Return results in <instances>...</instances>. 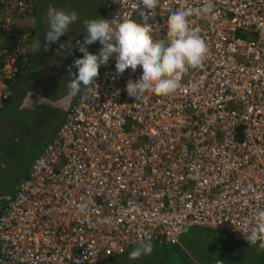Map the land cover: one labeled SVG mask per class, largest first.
Returning a JSON list of instances; mask_svg holds the SVG:
<instances>
[{"label": "built area", "instance_id": "built-area-1", "mask_svg": "<svg viewBox=\"0 0 264 264\" xmlns=\"http://www.w3.org/2000/svg\"><path fill=\"white\" fill-rule=\"evenodd\" d=\"M182 6L107 0L104 17L146 20L167 40L168 16ZM187 6L209 49L203 66L174 94L135 100L126 85L142 69L119 74L115 56L101 65L97 87L73 100L0 210V264H103L140 238L179 244L193 227L248 243L264 213V0ZM32 11L28 0H0V111L30 62L33 27L18 33L15 20Z\"/></svg>", "mask_w": 264, "mask_h": 264}, {"label": "rangeland", "instance_id": "rangeland-1", "mask_svg": "<svg viewBox=\"0 0 264 264\" xmlns=\"http://www.w3.org/2000/svg\"><path fill=\"white\" fill-rule=\"evenodd\" d=\"M45 1H50L57 10L75 11L79 19L69 27L68 42L64 38L63 42L53 43L54 48L57 46L60 50L58 55L63 58L60 71L49 77L40 75L39 68L30 71L40 83L42 103L31 112L10 110L0 115V197L6 186L10 188L11 183L19 184L27 177L34 160L56 136L63 122V115L52 113L54 108L46 103L53 104L65 95L69 90L68 84L73 79V73H78V69L72 66L76 59L83 56L79 51V45L86 36L83 21L105 19L107 0H40V10L43 9ZM31 20V15L16 18V31L18 33L27 31L31 26ZM39 24H42V32L46 34L49 30L46 19L41 17ZM62 44L65 45L64 48H61ZM86 47L90 53L98 54L101 44L97 41ZM40 56L36 54V60L41 61L43 57ZM24 80L25 76L16 79L12 87L15 85L29 89L30 84L23 83ZM17 105L19 103L16 102L15 106ZM151 243L153 251L150 255L130 260L129 254L136 244L103 264H193L195 259L198 261L221 259L229 264H264V250L259 249L258 244L249 245L247 242L235 240L227 233L202 227H193L181 236L177 245H169L163 249Z\"/></svg>", "mask_w": 264, "mask_h": 264}, {"label": "clouds", "instance_id": "clouds-1", "mask_svg": "<svg viewBox=\"0 0 264 264\" xmlns=\"http://www.w3.org/2000/svg\"><path fill=\"white\" fill-rule=\"evenodd\" d=\"M140 3L146 11H151L157 8L159 0H140ZM133 7L136 8L137 5L133 4ZM212 10L213 5L207 3L199 11L201 15H206ZM192 12L193 9L184 0V6L170 13L167 19V40L154 39L146 20L137 22L126 18L119 23L104 18L84 20L86 36L79 45L83 56L76 59L72 66L78 69V73H73V79L68 84L70 93L75 96L82 90L89 93L96 88L100 66L107 64L110 57L115 56L116 71L119 74L128 69L135 72L138 66L142 69L141 77L136 81L129 80L126 85L130 97L138 100L145 93L160 96L174 94L189 69L203 66L209 51L200 33L190 28L188 17ZM78 19L75 11L66 12L50 7L47 10L49 30L44 37L47 44L43 47L57 43ZM97 41L102 45L98 54L90 53L86 45ZM31 47L34 53L38 52L41 47L39 40L34 41ZM64 47L62 44L61 48ZM243 235L249 245L258 244L259 249L264 250V213L260 214L257 226ZM136 243L137 246L129 254L130 260L152 253L153 244L150 240L140 238Z\"/></svg>", "mask_w": 264, "mask_h": 264}, {"label": "flooded vegetation", "instance_id": "flooded-vegetation-1", "mask_svg": "<svg viewBox=\"0 0 264 264\" xmlns=\"http://www.w3.org/2000/svg\"><path fill=\"white\" fill-rule=\"evenodd\" d=\"M50 7H52L51 4H49V6L44 8L45 9L44 18L46 19L47 24H48L47 10ZM40 18L36 19L35 24H34L33 29H32V34H31V37H30L31 45H30V52H29L30 62H29L28 68L25 70V80L23 81V83H26V84L29 83L30 87H29V89H24L22 85H21L22 87L17 86V87H15L13 89V92H12V98L14 100H17V102L19 103L17 110L20 111V112H22V111H28V112L33 111V110L29 111V110H25V109H20V105L22 103L23 97L27 94V92L33 91V90H36L37 88H39V84L40 83L35 77H33V75H31V73H30L31 69L34 70L35 68H39L40 69V71H39L40 75H42L44 77H49L53 73L60 71L59 67H62L61 65H62L63 58L60 57V55H58L59 52H60L58 47L56 46V48H54L53 44H51V46L43 47V45H46L47 42L44 40L45 34L42 32V24H39ZM65 35L67 36V33ZM62 39H64L63 35L61 37V40L59 38V41L63 42ZM37 40H39L41 47H40V50L38 52L34 53L32 51V47L31 46H32L33 42L37 41ZM36 54H40L41 55L40 57H43L41 61L40 60H36ZM45 54H47V56H45ZM55 68H56V70H54ZM68 92H69V90L67 91V93ZM80 94L75 95L74 99L76 97H78ZM9 106H7V108ZM7 108L2 112L3 114L5 112H8ZM2 113H0V115ZM52 113L63 115V119H64L65 112L62 111L61 109L54 108V110H52ZM17 186H18V183H11L10 188L8 186H6L2 190V195L0 197V210L3 208V206L14 195V193H15V191L17 189Z\"/></svg>", "mask_w": 264, "mask_h": 264}, {"label": "water", "instance_id": "water-1", "mask_svg": "<svg viewBox=\"0 0 264 264\" xmlns=\"http://www.w3.org/2000/svg\"><path fill=\"white\" fill-rule=\"evenodd\" d=\"M74 96L70 93H66L65 95L61 96L60 99L57 100L55 103H46L52 108L61 109L64 112H67L68 108L70 107L71 103L73 102ZM43 100V93L41 92L40 88L36 90L29 91L23 97L22 103L20 105V109L25 110H34L39 104L42 103Z\"/></svg>", "mask_w": 264, "mask_h": 264}, {"label": "crops", "instance_id": "crops-1", "mask_svg": "<svg viewBox=\"0 0 264 264\" xmlns=\"http://www.w3.org/2000/svg\"><path fill=\"white\" fill-rule=\"evenodd\" d=\"M29 1V3L31 4V6H32V9H33V11L30 13V15L32 16V20H31V26L33 27L34 26V24H35V21H36V19L37 18H40V17H44V14H45V7H47V6H49V4H51V6H52V8H54L53 7V5H52V3L50 2V1H45V3H44V6H43V9L42 10H40L39 9V6H40V0H28ZM37 6V7H36ZM38 8V9H37ZM55 9V8H54ZM105 12V11H104ZM31 41V40H30ZM41 67V66H40ZM192 229V228H191ZM190 229V230H191ZM189 230V231H190ZM219 232V231H218ZM186 234V233H185ZM184 235V234H183ZM154 243V242H153ZM154 244H156L157 245V243H154ZM169 245H177V244H166V247L167 246H169ZM162 248V247H161ZM164 249V248H163ZM125 253V252H124ZM195 261V260H194ZM193 261V264H195V262Z\"/></svg>", "mask_w": 264, "mask_h": 264}, {"label": "trees", "instance_id": "trees-1", "mask_svg": "<svg viewBox=\"0 0 264 264\" xmlns=\"http://www.w3.org/2000/svg\"><path fill=\"white\" fill-rule=\"evenodd\" d=\"M67 12H71V9L69 10V11H67ZM62 37V36H61ZM63 37L65 38V41L66 42H68V39H69V35L67 34V37H66V35L64 34L63 35ZM60 40H61V38H60ZM63 40V39H62ZM66 45H67V43H66ZM25 76V70L24 71H22L19 75H18V77L19 78H21V77H24ZM18 78V79H19ZM16 86L14 85L13 86V89L15 88ZM17 102V100H14L13 98H12V96L7 100V102H6V104H5V106H4V108L0 111V113H2L6 108H7V106H9L8 108H7V111H10V110H14V111H18L17 110V108H18V105H17V107L15 106V103ZM18 103V102H17ZM20 112V111H19ZM211 230H213V229H211ZM158 245V244H157ZM159 247H162V248H164V247H166V245H159Z\"/></svg>", "mask_w": 264, "mask_h": 264}]
</instances>
